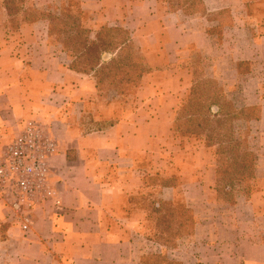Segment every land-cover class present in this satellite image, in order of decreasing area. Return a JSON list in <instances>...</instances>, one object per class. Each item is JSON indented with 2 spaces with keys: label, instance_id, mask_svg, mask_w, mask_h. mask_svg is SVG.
Segmentation results:
<instances>
[{
  "label": "crops",
  "instance_id": "obj_1",
  "mask_svg": "<svg viewBox=\"0 0 264 264\" xmlns=\"http://www.w3.org/2000/svg\"><path fill=\"white\" fill-rule=\"evenodd\" d=\"M29 1L40 9L57 0ZM77 1L87 28L128 30L149 61L162 46L169 59L185 45L205 53L213 48L204 29L183 25L203 18L159 13L157 0ZM202 1L207 12L223 9L220 2ZM260 43L247 42L251 48L240 60L255 59L253 47ZM69 62V55L51 43L45 20L23 23L14 37L0 40V158L27 122L43 124L57 142L50 175L62 203L56 214L38 211L27 232L11 224L0 207V264H143L145 255L166 250L146 233L143 201L131 203L145 189L139 161L153 153L151 130L162 121L153 111L163 107L161 90L152 83L161 71L154 67L144 78H150L144 93L153 99L142 102L138 113L113 102L106 127L84 131L85 106L96 99L97 90L93 77L71 71ZM92 115L93 122L101 119ZM173 191L161 188L155 201L170 200ZM241 204L245 200H237V207ZM245 210L255 220L250 202ZM249 233L234 219L227 225L197 222L183 247L185 264H264V243L252 242Z\"/></svg>",
  "mask_w": 264,
  "mask_h": 264
},
{
  "label": "rangeland",
  "instance_id": "obj_2",
  "mask_svg": "<svg viewBox=\"0 0 264 264\" xmlns=\"http://www.w3.org/2000/svg\"><path fill=\"white\" fill-rule=\"evenodd\" d=\"M219 2L223 7L220 11H206L202 16L196 13L194 18H203L197 24L193 25L188 20L183 22L185 29L197 27L206 31L213 45L209 53L185 45L180 47L178 55L170 54L169 59L167 47L162 46L154 53L150 51L153 54L152 60L149 61L134 44L145 58L150 72L125 94L115 95L109 87H106L100 94L97 93L95 100L85 106L84 131H101L108 123V119L105 118H109V104L114 102L116 107L122 106L124 110L128 109L130 113L136 114L142 102L152 100V96L144 93L150 78L145 81L144 78L154 73L152 72L154 67L157 71H161L152 78V83L159 85L161 90L163 107L153 111L162 121L161 124L154 125L151 130V139L155 136L150 146L153 153L139 161V165L145 171V189L139 197H131L133 204L138 198L140 204L143 201L147 220L145 229L151 239L154 238L156 230L161 228L166 231L160 235L162 241H166L169 234H173V238L167 241L165 246L163 245L166 250L160 254L161 259L154 261L153 258H146V262L150 264H168L166 259L179 264L187 263L188 259L185 256L187 252L183 247L193 236L197 222L204 223V220L217 225H227L231 219H234L243 228L249 229L252 242L264 243V0H209L211 6ZM157 3L159 13L166 10L174 13L180 11L176 9L178 0H157ZM32 5L29 0L28 3L27 1L24 3L26 9L32 10ZM49 5L57 9L50 11L51 14H57L59 9L70 15L79 12V21L83 27L91 31L90 38H94L97 30L87 28L88 22L86 25L82 23L85 18L77 0H62V2L57 0ZM48 6L36 9L47 14ZM23 18L21 12L9 18L4 9V0H0V40L14 37L20 25L29 23L24 22ZM65 38L54 35L51 37V43L64 49L65 46L60 41ZM261 40L259 46L253 47L255 59L240 60L241 56L251 48L247 42L259 43ZM175 55L177 62L172 65ZM110 58L109 53L102 55L103 61H108ZM176 69L179 72H174ZM193 73L198 74V78L207 77L216 81L238 108H259V121L250 124L249 135L239 143L241 149H251L257 154V177L248 193H238L240 189H236L231 196H225L221 186L216 183L215 147L208 148L202 138L180 136L173 129L176 111L192 86ZM94 112L96 117L101 118L99 121L93 122ZM49 134L56 140L50 130ZM160 187L174 190L171 199L164 201L162 214L174 213L175 219L181 223V226L173 223L167 230L165 225L156 226V220L150 219L154 217L151 214L150 203L157 199ZM201 187L205 189L201 190ZM229 197H236V200L241 202L245 200V204H241L244 207L242 209L241 205L237 207V202L235 205H229L227 201ZM249 202L255 209L253 221L251 214L249 212L247 214L245 210ZM173 249L176 251L169 255L168 252Z\"/></svg>",
  "mask_w": 264,
  "mask_h": 264
},
{
  "label": "trees",
  "instance_id": "obj_3",
  "mask_svg": "<svg viewBox=\"0 0 264 264\" xmlns=\"http://www.w3.org/2000/svg\"><path fill=\"white\" fill-rule=\"evenodd\" d=\"M26 1L28 3V0H4V9L9 18L21 12L24 22L45 20L50 38L54 35L65 36L60 43L65 46L63 51L70 57L69 69L92 76L98 94L109 87L115 95H123L150 72L128 30L103 26L91 39V31L79 21V12L70 15L59 9L57 14H51L50 11L57 9L49 5L46 14L33 5L32 10L26 9ZM176 9L188 17H193L196 13L201 16L206 13L202 0H178ZM104 53L110 54L108 61L102 60ZM198 76L193 73L192 86L176 111L173 129L180 136L202 138L206 147H215L216 183L221 186L225 196H231L236 189H240L238 193H248L257 177V154L251 149H241L239 143L249 135L250 124L259 121V108H238L216 81ZM229 198V205H235L236 197ZM164 203L162 200L150 203L151 214L154 215L150 219L156 220V226L165 225L167 230L173 223L181 226L174 213L162 214ZM163 232H166L163 228L156 230L154 239L165 246L173 238V234H169L167 240L162 241L160 235ZM160 256L147 254L143 257V264H150L146 262V258L156 261L161 259ZM166 261L168 264H179L167 259Z\"/></svg>",
  "mask_w": 264,
  "mask_h": 264
},
{
  "label": "built area",
  "instance_id": "obj_4",
  "mask_svg": "<svg viewBox=\"0 0 264 264\" xmlns=\"http://www.w3.org/2000/svg\"><path fill=\"white\" fill-rule=\"evenodd\" d=\"M57 142L46 127L29 121L0 158V207L11 224L27 232L38 211L62 209L50 182V162Z\"/></svg>",
  "mask_w": 264,
  "mask_h": 264
}]
</instances>
